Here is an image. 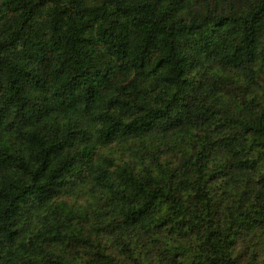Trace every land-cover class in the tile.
Here are the masks:
<instances>
[{
  "label": "trees",
  "instance_id": "1",
  "mask_svg": "<svg viewBox=\"0 0 264 264\" xmlns=\"http://www.w3.org/2000/svg\"><path fill=\"white\" fill-rule=\"evenodd\" d=\"M0 264H264V0H0Z\"/></svg>",
  "mask_w": 264,
  "mask_h": 264
}]
</instances>
